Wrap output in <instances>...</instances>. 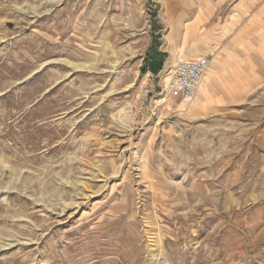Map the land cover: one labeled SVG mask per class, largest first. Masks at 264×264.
Listing matches in <instances>:
<instances>
[{
    "label": "rangeland",
    "instance_id": "374dc122",
    "mask_svg": "<svg viewBox=\"0 0 264 264\" xmlns=\"http://www.w3.org/2000/svg\"><path fill=\"white\" fill-rule=\"evenodd\" d=\"M260 8L0 0V264H264V80L166 93L190 22Z\"/></svg>",
    "mask_w": 264,
    "mask_h": 264
},
{
    "label": "crops",
    "instance_id": "0c3cea01",
    "mask_svg": "<svg viewBox=\"0 0 264 264\" xmlns=\"http://www.w3.org/2000/svg\"><path fill=\"white\" fill-rule=\"evenodd\" d=\"M262 15V8L253 17L249 12L239 13L238 19L227 21L219 32L208 29L202 33L203 22L198 19L185 27L188 35H184L182 45L194 48L182 58L210 60L204 78L205 92L196 97L202 99L204 108L241 102L261 87L264 80Z\"/></svg>",
    "mask_w": 264,
    "mask_h": 264
},
{
    "label": "built area",
    "instance_id": "2783aa9c",
    "mask_svg": "<svg viewBox=\"0 0 264 264\" xmlns=\"http://www.w3.org/2000/svg\"><path fill=\"white\" fill-rule=\"evenodd\" d=\"M209 65L210 60L207 57L189 61L178 56L174 65L171 84L166 91L168 97L182 105L191 104L203 87Z\"/></svg>",
    "mask_w": 264,
    "mask_h": 264
},
{
    "label": "bare ground",
    "instance_id": "6f19581e",
    "mask_svg": "<svg viewBox=\"0 0 264 264\" xmlns=\"http://www.w3.org/2000/svg\"><path fill=\"white\" fill-rule=\"evenodd\" d=\"M181 54V53H180ZM205 84H203V87H202V89L200 90V92L199 93H204L205 92ZM202 98V97H201Z\"/></svg>",
    "mask_w": 264,
    "mask_h": 264
}]
</instances>
